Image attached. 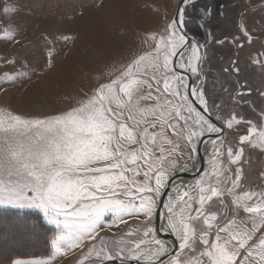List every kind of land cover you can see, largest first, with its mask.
<instances>
[{"label": "snow or ice", "instance_id": "snow-or-ice-1", "mask_svg": "<svg viewBox=\"0 0 264 264\" xmlns=\"http://www.w3.org/2000/svg\"><path fill=\"white\" fill-rule=\"evenodd\" d=\"M186 4L184 0L166 36H151L156 41L152 51L133 59L77 106L44 118L0 110V205L43 210L61 229L52 242L56 253L79 247L84 239L95 240L105 215L112 213L121 221L126 215H142V235L129 233L136 238L111 242L101 237L99 250L93 245L89 252H96L93 264L113 259L164 264L162 258L167 264H264V235L253 239L264 226V191L237 193L241 169L234 179L225 175V151L229 162L236 163L243 149L234 152L227 146L219 135L222 128L205 114L209 102L195 82L203 45L191 42L184 31ZM241 119L233 114L224 125L231 129ZM206 138L210 148L204 146ZM245 142L264 147V127L252 125L249 135L240 137ZM201 152L209 168L197 166ZM190 169L193 183H174ZM225 195L232 197V211L243 210L253 218L251 230L235 219L223 226L213 223L216 214L206 206ZM164 196L167 202L157 199ZM157 218L162 219L158 225ZM157 233L175 240L166 243ZM241 250L245 254L238 259Z\"/></svg>", "mask_w": 264, "mask_h": 264}, {"label": "rangeland", "instance_id": "rangeland-1", "mask_svg": "<svg viewBox=\"0 0 264 264\" xmlns=\"http://www.w3.org/2000/svg\"><path fill=\"white\" fill-rule=\"evenodd\" d=\"M16 1L12 4L10 0H0V110H10L27 118H44L77 106L101 83L109 82L133 59L147 53L146 47L156 43L151 39L153 34L157 38L168 34L166 29L175 19L180 0L87 1L80 4L78 12L71 16L52 14L43 18L19 8ZM211 1L188 0L185 5L184 29L191 42L203 45L200 51L204 54L199 66V79H193L203 87L209 102L208 114L222 128L220 136L226 145L231 146L234 152L243 149L236 163L229 162L225 151L222 157L228 166L225 175L231 173L234 179L236 169H241V187L236 189L237 193L264 191V150L259 144L240 143V137L249 135L252 125L258 130L264 127V0H222L215 7ZM86 28L95 34L92 41L82 36ZM150 28L152 32L147 30ZM38 36L44 37L49 45L43 47L40 44L39 57L30 55L32 46L21 50ZM23 57L30 58L36 67L24 61ZM233 114L242 119L228 129L224 121ZM255 139L253 134L251 140ZM184 155L187 156V149H184ZM189 171L192 172L191 169ZM226 187H231V183ZM220 199L224 200V204H220ZM231 200V196L225 195L214 197L209 202L206 211L216 214L213 223L223 226L229 219H235L237 224L251 230L253 218L243 210L238 213L232 211L235 206ZM0 207L38 211L44 222L55 229L50 261L77 248L55 252L52 242L61 229L50 222L43 210L27 206ZM130 217L136 219L130 221L121 233H100L101 230L117 229ZM142 218L145 219L142 215H126L121 221L112 213H107L98 229L96 250H99L101 237L111 242L121 237L136 238L129 233L140 232L142 235L141 226L144 223L137 221ZM198 223L202 225V220ZM261 235H264V226L253 239L258 240ZM91 240L84 239L81 245ZM244 254L241 250L238 259H242ZM15 260L40 261L36 258ZM114 260L119 259L111 261Z\"/></svg>", "mask_w": 264, "mask_h": 264}, {"label": "trees", "instance_id": "trees-1", "mask_svg": "<svg viewBox=\"0 0 264 264\" xmlns=\"http://www.w3.org/2000/svg\"><path fill=\"white\" fill-rule=\"evenodd\" d=\"M87 1L98 3L99 0H17L16 5L43 18L52 14L71 16L78 12L77 7L80 4ZM211 3L215 7L222 3V0H212ZM40 44L43 47L49 46L44 37L38 36L21 50L32 46L34 49L32 47L29 49L30 55L32 53L39 57ZM23 58L36 67L30 58ZM54 234L55 229L44 222L38 211L0 209V264H11L15 259L48 257Z\"/></svg>", "mask_w": 264, "mask_h": 264}, {"label": "crops", "instance_id": "crops-1", "mask_svg": "<svg viewBox=\"0 0 264 264\" xmlns=\"http://www.w3.org/2000/svg\"><path fill=\"white\" fill-rule=\"evenodd\" d=\"M14 1L15 0H10V2L12 4ZM175 1H177V0H175ZM147 30H149V32H152V28L147 29ZM154 47H155V45H151L150 48L146 47L145 51L150 52L154 49ZM0 209H8V208L0 207ZM18 210H22V209H18ZM27 210H29V209H27ZM135 219H136L135 217L126 218L124 220L123 224L120 227H117V229H115V230L114 229L113 230H101L100 233H104L105 235H117L123 231V229L127 226V224L130 221H134ZM137 221L139 223H141V222L144 223L145 219L142 218V219H138ZM95 240H91V241H87V242L83 243L82 245H80L79 247L74 249L72 252H69L68 254H65L61 257H58L54 261L49 260L50 255L47 258H36V259H39L40 261H47L48 264H89V263H93V261H95L97 259L96 252L92 251L91 254H89V252H90V246H93L96 244ZM86 257L89 260H87ZM26 264H27V262H26Z\"/></svg>", "mask_w": 264, "mask_h": 264}, {"label": "water", "instance_id": "water-1", "mask_svg": "<svg viewBox=\"0 0 264 264\" xmlns=\"http://www.w3.org/2000/svg\"><path fill=\"white\" fill-rule=\"evenodd\" d=\"M187 2H188V0H187ZM184 4V0H180L179 1V3H178V6H177V9H176V16H177V13H178V10L180 9V7L182 6ZM184 14H185V5H184ZM176 16H175V18H176ZM184 31H185V29H184ZM186 32V31H185ZM187 33V32H186ZM187 36H188V34H187ZM188 38H189V40H190V37L188 36ZM194 104L197 106V104L194 102ZM199 110H201V111H203V109L202 108H198ZM208 117H209V119L217 126V127H219L214 121H213V119L209 116V114L208 113H205ZM222 134V132L219 134V135H221ZM213 138H215V135L213 134ZM206 142H210L209 141V139L208 138H206V140H205V143ZM197 166L198 167H201V168H204V165H203V162H202V158L200 159V160H198L197 161ZM191 181H193V175H192V172H190V173H187V172H181L180 173V176H179V178L177 179V180H175L174 181V183H176V184H179V183H181V182H191ZM159 199H163L165 202H167V199H168V197L167 196H164V197H159ZM161 211H163V210H161ZM162 222V219L161 218H157L155 221H154V223L155 224H159V223H161ZM157 235L159 236V238H161V239H165V240H168V241H170V242H172V241H174L175 240V237H173L172 235H169V234H167V233H157ZM162 259H164V264L165 263H167V259L166 258H162ZM105 264H120V261L119 260H114V261H109V262H105ZM131 264H135V262L133 261V262H131Z\"/></svg>", "mask_w": 264, "mask_h": 264}, {"label": "bare ground", "instance_id": "bare-ground-1", "mask_svg": "<svg viewBox=\"0 0 264 264\" xmlns=\"http://www.w3.org/2000/svg\"><path fill=\"white\" fill-rule=\"evenodd\" d=\"M114 2V1H113ZM117 3V2H116ZM96 23H98V22H96ZM100 26V25H99ZM90 27V26H89ZM91 28V27H90ZM93 28V27H92ZM99 28V27H98ZM87 29V28H86ZM80 33H81V31H80ZM93 33V34H92ZM81 35V34H80ZM83 35H85V38H87V40H89V41H92L94 38V36H95V34H94V32H93V30H86V32H84V31H82V36ZM69 61H71V60H69ZM70 71V70H69ZM181 72H183V70H180ZM197 104V106L194 104V106L195 107H197V109L198 108H201V106L198 104V103H196ZM199 110V109H198ZM215 135V134H214ZM217 142L219 143V140L217 139ZM207 144H210L209 142H206L205 143V145L204 146H206ZM206 147H211V144L210 145H207ZM263 150H264V147H261ZM201 157H202V162H203V165H204V167H206V166H208V164L206 163V160H207V155L206 154H204L203 152H201ZM187 173H190V171H188ZM194 181H191V182H186V183H188V184H191V183H193ZM168 234V233H167ZM169 235H171V234H169ZM173 236V235H172ZM174 237V236H173Z\"/></svg>", "mask_w": 264, "mask_h": 264}, {"label": "flooded vegetation", "instance_id": "flooded-vegetation-1", "mask_svg": "<svg viewBox=\"0 0 264 264\" xmlns=\"http://www.w3.org/2000/svg\"><path fill=\"white\" fill-rule=\"evenodd\" d=\"M240 30H242V28H240Z\"/></svg>", "mask_w": 264, "mask_h": 264}]
</instances>
